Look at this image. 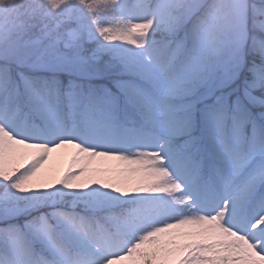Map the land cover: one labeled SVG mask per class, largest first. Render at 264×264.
<instances>
[{"label": "snow or ice", "instance_id": "6c2138e0", "mask_svg": "<svg viewBox=\"0 0 264 264\" xmlns=\"http://www.w3.org/2000/svg\"><path fill=\"white\" fill-rule=\"evenodd\" d=\"M0 264H264V0H0Z\"/></svg>", "mask_w": 264, "mask_h": 264}, {"label": "rangeland", "instance_id": "374dc122", "mask_svg": "<svg viewBox=\"0 0 264 264\" xmlns=\"http://www.w3.org/2000/svg\"><path fill=\"white\" fill-rule=\"evenodd\" d=\"M71 150H61L58 153L53 154V159L49 162L47 167L55 169L57 171L62 170L68 164V155ZM114 163V162H112Z\"/></svg>", "mask_w": 264, "mask_h": 264}]
</instances>
